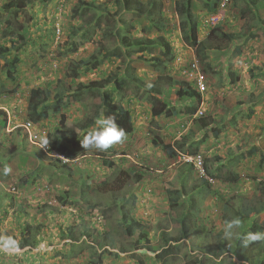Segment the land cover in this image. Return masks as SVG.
I'll return each instance as SVG.
<instances>
[{"label":"rangeland","instance_id":"1","mask_svg":"<svg viewBox=\"0 0 264 264\" xmlns=\"http://www.w3.org/2000/svg\"><path fill=\"white\" fill-rule=\"evenodd\" d=\"M18 1L0 0V48H11L12 36H5L7 32L26 34L28 41L18 55L9 51L0 58V238L16 241L14 248L0 246V264H98L100 260V264H141V260L157 264L153 258L169 243L167 264H216L221 258L213 253L227 252L239 239H225L227 221L243 209L250 214L241 219V234L253 232L255 221L264 224V0H233L215 27L208 24L205 0H194L198 38L206 47L205 57L197 56L207 75V91L198 107L203 114L186 115L196 101H179V85L164 79L158 85L163 94L157 97L180 110L181 116H163L170 119L169 130L156 127L150 121L152 95L130 77L123 101L114 86L108 88L115 104L130 109L136 125L142 118L150 123H142L139 133L107 151L85 149L81 143L103 111L98 92L79 96L77 89L93 80H109L116 70L123 74L126 67L121 59H111L78 78L68 73L95 50L106 53L117 46L124 52V45L138 38L164 36L173 47L172 56L164 57L155 47L154 53L143 55L146 60L139 53L130 59L128 71L144 82H156L160 75L182 80L174 71L178 57L190 49L197 55L196 47L184 41L182 20L175 10L178 2L186 0H136L127 8L119 4L122 0H89L99 7L85 12L82 20L74 17L78 0H26L24 9L6 11V4ZM81 24L92 25L91 31L77 50L68 51L72 28ZM252 33L258 36L253 38ZM7 59L16 60L15 79L9 77ZM230 78H237L235 84ZM46 86L54 94L64 92V99L46 103L48 113L41 124L52 139L63 136V148L74 150L67 165L29 146L16 129L26 119L35 121L31 106L38 100L30 92ZM54 104L61 106L58 113ZM250 110L254 111L249 117ZM192 129L195 138L190 137L181 153L195 152L192 145L197 148L210 170L208 187L202 186L200 173L179 162V153L171 157L162 147L178 148ZM236 155L246 157L235 161ZM5 164L11 168L8 175L2 174ZM181 188L185 195L172 207L170 198L175 196L168 192ZM190 204L194 217L188 224L190 237L183 240L180 222ZM254 207L262 211L260 215L249 211ZM28 226L31 246L22 248L19 244ZM128 226L134 234L140 230L145 240L137 241ZM247 248L260 261L264 240ZM232 264L242 263L235 259Z\"/></svg>","mask_w":264,"mask_h":264},{"label":"trees","instance_id":"2","mask_svg":"<svg viewBox=\"0 0 264 264\" xmlns=\"http://www.w3.org/2000/svg\"><path fill=\"white\" fill-rule=\"evenodd\" d=\"M26 0H19L18 2H10L8 4H6L4 7L6 9V11H15L18 12L19 10H22V8L24 9L26 7ZM32 1V0H29ZM89 0H78L77 3V9L74 11V17H80L81 20L82 18H85V15L87 11H90L92 9L97 10V8L99 7L98 4H96L95 2H88ZM221 0H205V6L207 11L210 14H215L218 10L219 7V3ZM233 0H231V2L228 4V7L232 4ZM253 3H256L255 0H252ZM44 3H46V1H44ZM124 3V6L127 7H132L133 4L136 3V0H122V2L119 1V4ZM197 8V6H195V2L194 0H186L184 2H178L175 10L176 13L180 15L181 18V27L183 28V34H184V41L187 45L191 46V47H196L197 49V55L201 58L205 57L203 55V51L206 49L205 45L203 44V42L199 41L198 38V22L197 19L194 16V11ZM105 10H103L102 12H100V15L103 14ZM85 14V15H84ZM84 15V16H83ZM87 24H81L79 26H75L72 28V33H71V45L68 48V51H75L79 48L80 44L82 41H84L85 36L88 35V33L91 31V26L87 25ZM99 27H101V24H98ZM89 26V27H88ZM120 27H123L122 25ZM103 31V28L101 29ZM129 29H126L125 32H128ZM219 30L215 29V33L217 34ZM4 35H11L12 38L10 40L11 43V48H6L4 46H2L0 48V58H6V53H8L9 51H16V54L18 55V53L20 51H22V49L27 45V38H26V34L23 33H4ZM223 38H225L226 40H231V36L230 34H221ZM103 36H104V31H103ZM126 36V35H124ZM258 35L256 33H252V37L255 38ZM123 36L118 33V39L122 41ZM119 43V41H118ZM202 46V47H201ZM155 47H159L163 53L164 57H170L173 55L174 51H173V47L172 45L165 39L164 36H158L156 39L154 40H142V39H137L132 41V43H129L128 45H124V52L120 51L117 46L113 47L110 51H107L106 53H103L101 51L103 50H95L88 58L86 59H79L77 62H75V68L71 74V72H69V76H72L73 78H78L81 73L87 72V71H91V70H97L99 67H101L102 65H104L106 62L111 61V59L114 60H118L121 59V63L125 65L126 67V72H123V74L120 73L121 70H116L113 72L112 76L110 77L109 80H93L87 84H82L78 89V93L80 96V93L82 92H98L100 94L101 97V110L103 111L102 117H106L109 115H115L117 117V123L122 126L123 128L126 129V133L127 135H131L134 131V123H135V119L133 116V113L130 111V109H128L127 107H125L122 103H116L115 104V100L114 97L112 95L111 90L108 88L109 86H114V91H118L120 93V101H123L126 95V91L129 89L130 84L128 82V79L131 77L132 82H135L136 84H138L141 89H143L146 93L152 95L151 100H150V104L152 106L151 108V112L153 114V116H162L165 115L166 117H172L176 114L180 113V110H178L176 107H172L169 105V103L165 100H162L161 98L157 97L158 94H163L161 91L162 89H160V87L158 86L159 83L165 79V81H167L168 84H171L172 82H176V84L179 85V89L176 90V96L178 97L179 101H186V100H194L197 103H201V95L196 92L189 84H187L186 82H182V81H176L173 78L169 77V76H163L160 75L158 78V80H156V82H144L140 77L135 76L133 74H130V72L128 70H130V59H134L136 54H141V58L145 59V54L147 53H154L153 50ZM126 48V50H125ZM24 51V50H23ZM11 54V53H10ZM17 61H19V58H15ZM151 59H153L152 61L155 62L157 61V58L152 57ZM16 60H6V65L10 67L8 68V74L9 77L12 78L11 79H15L14 77V71L17 70V64H16ZM147 62V61H146ZM161 63V62H160ZM166 77V78H164ZM231 79V78H230ZM237 80H230L232 83L235 84V81ZM31 96H33L35 99L38 100V105H32L31 106V110L32 112H34L35 114V120H41L43 119L48 111L46 112V103L50 100H62L64 99L63 96V91L62 90H58L55 94L53 92V90H51L48 86L45 88H34L31 90ZM76 94V93H75ZM78 97V96H77ZM74 100H76V96H74L73 98ZM77 101V100H76ZM61 106L59 104H54V109H55V113H58L60 111ZM197 111V108H192V107H188L187 108V112L190 114H195ZM252 112L249 113V117L251 116V114L253 113L254 110H250ZM63 117V116H62ZM193 130V129H192ZM201 130V129H200ZM193 136L195 138V133L194 130L192 132H190V134L184 136L181 140L183 141L179 146L178 149L181 151V149H183V146L186 144V142L189 143L190 141V137ZM202 140L205 139V135H202ZM180 140V141H181ZM53 149L56 150H60L61 152H63L66 156L68 157H73L75 155L74 150L71 148L69 150H67V148H63L62 147V139L60 138V136H57L55 139H53V141L51 142ZM191 145V144H190ZM163 150H165L170 156L174 157L175 155H177V152L175 149H173L171 147V145H163ZM195 149V152H190V153H196L197 148L193 147L192 145V150ZM252 152H250L251 154ZM249 154V155H250ZM240 157L244 158L246 157L245 155H241V156H234L233 159H235V161H237V159H239ZM25 162L27 161V158H24ZM261 162H264V157L261 159ZM191 169H193L192 166H190ZM205 171L210 174V170L208 168L207 163H205ZM213 177V176H212ZM202 182V186L204 187H208L209 186V181L202 178L201 180ZM260 184H262L260 182ZM182 189V188H181ZM183 191V192H182ZM182 191L180 192L178 189H174V190H169V194L174 195L175 197H171L170 198V204L172 207H175L179 204V197L184 194L185 189H182ZM264 192V191H263ZM190 208L188 209V211L184 214V217L182 218L181 222H180V226H181V239L183 240H188L189 239V221L190 218L193 216V210H191V208L194 207L193 204H190L189 206ZM249 211H251V213H254L256 215H260V213L262 212L261 210L256 209L255 207L250 209ZM249 212H245L243 209L239 212V214L237 215V217H239L240 219L242 218H247L249 216ZM128 214L124 215V219H127ZM228 220V219H227ZM135 224H138V221L134 222ZM252 229L257 232H259L260 230L264 229V224L260 225L258 223H253ZM32 227L28 226L26 228V230L23 232L22 235V241L21 244H19L20 247L24 248V247H28L31 246V242H32V238L30 237L27 238V235H31L32 232ZM127 231L130 232L132 235H136V239L137 241H142L145 240V236L143 234H141L140 230H136L137 234H134V232L132 231L131 227H127ZM23 238L25 239V241H23ZM169 242V241H168ZM256 242H252L250 244H255ZM149 249L150 246H149ZM172 250V244L169 243L167 244L166 247H163L160 251V253H158L154 258H153V262H157V264H167V261L165 260V257L169 256L170 251ZM264 254V251H263ZM222 255V254H221ZM220 257V256H218ZM264 257V256H263ZM237 258L239 259V261L242 264H264V258L262 261H259L257 259L254 258L253 254L251 252H248V248L247 246L245 247L242 243L241 239H237L236 243L234 246H231L228 250H227V254L224 255L223 257H221V260L216 263V264H232L234 259ZM165 260V261H164ZM101 263V260L98 264ZM145 262L143 260H141V264H144Z\"/></svg>","mask_w":264,"mask_h":264},{"label":"clouds","instance_id":"3","mask_svg":"<svg viewBox=\"0 0 264 264\" xmlns=\"http://www.w3.org/2000/svg\"><path fill=\"white\" fill-rule=\"evenodd\" d=\"M219 6H220V3H219ZM228 7V6H227ZM227 10V8L222 12V17L224 16V12ZM219 12V7H218V10H217V12L215 13V14H217ZM177 14V13H176ZM178 15V14H177ZM212 15H214V14H210V16H212ZM209 16V17H210ZM221 22V21H220ZM218 25V24H217ZM212 27H215V26H212ZM171 44V43H170ZM189 46V45H188ZM189 47H191V46H189ZM194 48V47H193ZM189 51H191V55L189 56ZM187 53H184L183 54V58L185 59V54H187L188 55V60L189 59H192L193 57H196L197 59H198V61H199V58L197 57L198 55H196V53L195 52H193L191 49L189 50ZM186 61V60H185ZM199 64H200V67H201V69H202V71L204 72V70H203V67H202V65H201V62L199 61ZM174 71L175 72H179L180 73V75L182 76V80H180V81H182V82H186L187 84H189L196 92H198L200 95H201V103H197V106L196 107H194V108H197V111H196V113L195 114H190V113H186V115L188 114L189 116H192V115H202L203 114V112L202 111H200V110H198V107L199 106H201L202 104H203V96H204V94H205V92L207 91V89H206V91L204 92V93H201V92H199L196 88H195V86H194V83H193V81H187V80H185V78L183 77V75L181 74V71L179 70V68H177V66L174 68ZM204 74H205V72H204ZM206 75V74H205ZM184 79V80H183ZM47 87V86H46ZM206 87H207V75H206ZM191 100V99H190ZM173 107V106H172ZM191 107V106H190ZM201 108V107H200ZM200 112H202V114H200ZM181 113V112H180ZM179 113V114H180ZM151 114H152V112H151ZM63 117H64V115L63 114H61ZM176 115H178V114H176ZM176 115H174V116H176ZM152 116H153V114H152ZM162 116H164V117H166L165 115H162ZM62 117V118H63ZM153 117H160V116H153ZM173 117V116H172ZM45 118V117H44ZM43 118V119H44ZM167 118H171V117H167ZM43 119H41V120H32V119H26L23 123H21V124H19L17 127H16V129L17 130H19V131H21V133H22V135H23V137L25 138V140H26V142L29 144V146H31V147H33V148H36V149H39L40 151H42L40 148H38L37 146H35V145H33L31 142H30V140H29V138H28V136H27V134H26V132H25V130H24V128L22 127V125H24L26 122H28V121H31L35 126H34V128H35V130H38V129H42V130H45L46 132H47V134H48V138H49V142H50V144H51V147H52V149H53V146H52V141H53V139H52V136H50V132H49V130L47 129V128H44L43 127V125L41 124V122H42V120ZM62 121V120H61ZM135 123H134V131H135ZM133 131V132H134ZM133 134V133H132ZM131 134V135H132ZM136 134V133H135ZM127 136H129V135H127V133H126V129L125 128H123L122 126H120L118 123H117V117L115 116V115H109V116H106V117H101V118H98L96 121H95V127L92 129V130H90L89 132H88V134L83 138V140L81 141V143H82V145H83V147L85 148V149H88L89 147H94V148H96V149H99V150H101V151H107V150H109L110 148H112L114 145H116V144H120V143H123V141L127 138ZM62 137L63 136H60V138L62 139ZM45 144H47V141H45ZM164 145V144H163ZM165 145H170V144H165ZM175 150H176V152L177 153H179V157H180V155L181 154H184V155H196V154H200L199 152H196V153H181V151L178 149V148H174ZM53 150H55V151H59V152H61L60 150H56V149H53ZM180 152H179V151ZM42 153L46 156V157H49V158H52V157H50V156H48L47 154H45L43 151H42ZM61 153H63V152H61ZM64 154V153H63ZM65 155V154H64ZM169 155V154H168ZM66 156V155H65ZM202 156V155H201ZM67 158H69L68 156H66ZM172 157V156H171ZM203 157V156H202ZM53 159H55V158H53ZM204 159V158H203ZM55 160H58V159H55ZM69 160H70V162H72L71 161V159L69 158ZM59 162H61L60 160H58ZM74 161V160H73ZM70 162H68V163H65V165H67V164H70ZM180 163H183V164H186V165H188L189 167L190 166H192L193 167V169L197 172V173H200V172H198L196 169H195V167H194V165L192 164V163H189V162H183V161H179ZM62 163V162H61ZM63 164V163H62ZM10 171H11V168H10V166L9 165H7V164H5L4 165V167H3V169H2V174L3 175H8L9 173H10ZM204 175H202L201 173H200V175H201V177L202 178H204V179H209V177L206 175V171H205V160H204ZM256 222V221H255ZM255 222H253V223H255ZM253 226V225H252ZM242 228V220L239 218V217H236V218H233V219H231V220H229V221H227L226 223H225V225H224V237H225V239L226 240H231V239H233L234 237L235 238H239V239H241L242 240V243H243V245L246 247V246H248L250 243H252V242H256V241H260V240H264V232H261V231H264V229H262V230H260L259 232H257L256 230L254 231L253 229V232H249V233H247L246 235H243V234H241L238 230L239 229H241ZM0 246H2V247H4V248H14V247H16V241L14 240V239H12L11 237H6V238H0ZM28 247H30V246H28ZM264 251V250H263ZM227 254V252H224L222 255H220L219 253H213V256L215 255L216 257H218V256H220V258L221 257H223L224 255H226ZM254 256V255H253ZM264 256V254L262 253V257H261V260L260 261H262L263 260V257ZM236 260H238L239 261V259H237V258H235ZM234 259V260H235ZM257 260H258V258H257ZM250 264V263H249Z\"/></svg>","mask_w":264,"mask_h":264},{"label":"built area","instance_id":"4","mask_svg":"<svg viewBox=\"0 0 264 264\" xmlns=\"http://www.w3.org/2000/svg\"><path fill=\"white\" fill-rule=\"evenodd\" d=\"M231 0H221L219 6V12L209 17L208 24L211 26H216L222 20V12L227 8ZM177 68L181 71V74L187 81H193L195 88L204 93L207 89L206 87V75L202 71L199 61L196 57L189 59L185 62V59L178 57ZM202 114V112H200ZM34 124L31 121L26 122L22 127L24 128L30 142L40 148L48 156L60 160L63 164L70 162L63 153L55 151L52 149L49 142L48 134L45 130L38 129L35 130ZM47 141V144H45ZM179 159L183 162L192 163L195 169L204 175V159L201 154L196 155H184L181 154Z\"/></svg>","mask_w":264,"mask_h":264},{"label":"crops","instance_id":"5","mask_svg":"<svg viewBox=\"0 0 264 264\" xmlns=\"http://www.w3.org/2000/svg\"><path fill=\"white\" fill-rule=\"evenodd\" d=\"M225 80H227V79H225ZM204 101V100H203ZM257 108H259V107H257ZM152 115V114H151ZM177 116H181V115H177ZM172 118V117H171ZM184 118V116L181 118V119H179V120H182ZM167 120H170V119H163V116H160V117H153L152 116V118H151V122L156 126V127H159L160 125H163L164 127H166L167 128V130H169V128L171 127V126H169L170 124H169V122L167 121ZM150 121H144L143 120V118H142V120H138L136 123H137V125L135 124V131L133 132V134H135L136 132H138V130L140 129V128H142L141 127V125H142V123H144V122H146V123H150ZM137 127H140L139 129L137 128ZM169 132V131H168ZM139 133V132H138Z\"/></svg>","mask_w":264,"mask_h":264}]
</instances>
